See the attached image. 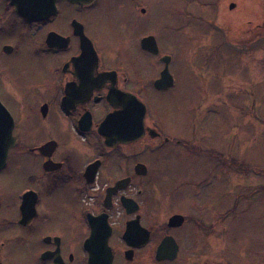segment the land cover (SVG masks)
Segmentation results:
<instances>
[{
  "label": "flooded vegetation",
  "instance_id": "af4514ba",
  "mask_svg": "<svg viewBox=\"0 0 264 264\" xmlns=\"http://www.w3.org/2000/svg\"><path fill=\"white\" fill-rule=\"evenodd\" d=\"M99 1L82 5L57 0L52 15L31 21L11 0H0V89L17 109L14 114L7 108L16 142L0 170V181L9 170L25 180L23 189L13 195L0 187V264H226L223 223L235 210L220 208L221 198L215 200L214 190L227 182L240 186L242 163L229 160L194 135L187 141L166 131L162 119L151 113L150 101L152 92L157 102L165 103L176 85L171 57L160 51L151 34L138 35L132 46L123 40L117 46L98 44L99 26L95 23L94 29V23H86L80 15L91 16ZM235 4L230 3L229 9ZM34 6L28 3L30 12ZM65 7H70L68 14ZM249 33L252 38L246 41L252 42L260 26ZM212 34L204 33L203 45L198 44V36H191L192 56L201 52L200 47L215 45ZM221 34L231 45L244 40L241 34ZM148 37H154L157 54L143 48ZM25 42L34 58L48 64L29 90L16 88L1 69L4 60L18 56ZM166 68L171 84L158 89L155 83ZM201 83L207 95V79ZM0 101L5 106L1 95ZM206 116L196 129L207 126ZM27 118L36 121L28 144L22 137ZM51 129L69 142L51 135ZM139 129L142 136L128 140ZM106 136L112 139L110 145ZM63 147L79 154L81 167L63 154ZM179 147L212 163L207 176L189 182L170 167H162L171 164ZM154 158L162 161L154 165ZM117 183L125 188L107 199ZM70 190L76 203L69 206ZM61 192L63 200L58 198ZM123 199L130 201L127 207ZM62 207L69 209L72 219L64 230L52 215ZM161 247L164 259L157 257Z\"/></svg>",
  "mask_w": 264,
  "mask_h": 264
},
{
  "label": "rangeland",
  "instance_id": "374dc122",
  "mask_svg": "<svg viewBox=\"0 0 264 264\" xmlns=\"http://www.w3.org/2000/svg\"><path fill=\"white\" fill-rule=\"evenodd\" d=\"M232 2L236 4L230 10ZM66 8L70 7L64 9L68 14ZM80 17L86 23H94V29L95 23L99 26L103 36L98 32L97 42L103 47L117 46L122 40L132 46L138 35L151 34L160 51L171 57L176 85L165 103L157 102L151 92V113L162 119L166 131L187 141L194 135L205 145L223 151L229 160L242 163L240 186L227 182L216 185L214 190L215 200L221 198L220 208L235 210L223 223L224 258L226 264H264V0H100L91 16ZM257 25L258 37L246 41L252 38L249 32ZM206 32L215 33L212 34L215 45L197 47L201 52L192 56L191 36L200 37L198 44L203 45L206 41L202 36ZM221 33L241 34L244 40L227 44ZM29 50V43L25 42L18 56L1 63L2 74L16 88L24 90L40 80L48 65L34 58ZM147 61L157 63L155 58L147 57ZM204 78L208 81L207 95L202 89ZM0 95L5 107L16 114L11 97L1 89ZM201 115H207V126L196 129L201 124ZM34 126L36 121L23 119L22 137L27 144L31 142ZM53 129L51 135H57L64 144L69 142L68 137H61ZM63 148V154L71 156L73 165L81 167L79 154ZM177 151L171 164L162 167L175 170L181 180L197 182L212 169L205 156L198 157L187 148L179 147ZM10 161L13 168L15 160ZM161 161L154 158L152 163L157 165ZM24 184L23 177L13 170L5 172L0 181L1 191L11 195L22 190ZM68 194L70 206L71 202L76 203V198L71 190ZM63 196L61 192L58 198L63 200ZM72 208L75 210L77 206ZM67 209L62 207L52 214L57 224H63V230L72 222Z\"/></svg>",
  "mask_w": 264,
  "mask_h": 264
},
{
  "label": "water",
  "instance_id": "95a60500",
  "mask_svg": "<svg viewBox=\"0 0 264 264\" xmlns=\"http://www.w3.org/2000/svg\"><path fill=\"white\" fill-rule=\"evenodd\" d=\"M11 1L13 4L16 5L17 8H19L18 11H20L24 15V17L33 21V20L42 19V18H45L46 16L48 17L52 15L55 12V3L57 0H11ZM68 1L72 3H79V4L84 5V4H91V2H93L94 0H68ZM30 2L35 3V6L33 7L34 10L32 12H30V10L28 9L29 8L28 3ZM233 8H234V5H231L230 9H233ZM142 46L144 49L148 51H152L155 54L158 53V49H157L154 37L145 38L142 41ZM167 76H170V75H169L168 69L166 68L162 74V79L158 80L155 83V86L158 89H161L162 86L167 87V85L171 84V83H167V79H168ZM164 83H166V85ZM135 103L137 104V102ZM131 112L133 113L137 112V108L134 106V111H131ZM145 112H146V109L143 106L141 111L139 112V115L141 116V120H143L145 116ZM127 113L128 111L124 112L125 115ZM108 124H109V118L102 125L104 126L103 128H106ZM13 130H14L13 118L11 114L9 113V111L7 110V108L0 101V170L5 167L6 162H7V157L9 154V150L15 145V142H16V138L13 136ZM142 134H143V131L139 129L135 131L130 137H128V140L138 139L140 138V136H142ZM105 139H106V144L110 145L112 142L111 137L106 136ZM121 188H125V186H121L119 185V183H117L114 187L110 188L108 195H107V199H109L113 194H115ZM128 202L130 201L127 199H123L122 201L123 206L127 207ZM129 233L130 232H129V226H128V229L124 234L125 239L129 235ZM162 253H163V247L159 248L157 257L160 259L166 258L164 257Z\"/></svg>",
  "mask_w": 264,
  "mask_h": 264
}]
</instances>
